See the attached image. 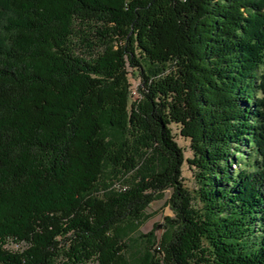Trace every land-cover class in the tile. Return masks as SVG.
I'll use <instances>...</instances> for the list:
<instances>
[{
    "label": "trees",
    "instance_id": "obj_1",
    "mask_svg": "<svg viewBox=\"0 0 264 264\" xmlns=\"http://www.w3.org/2000/svg\"><path fill=\"white\" fill-rule=\"evenodd\" d=\"M263 65L264 0H0V264H129L166 189L143 264H264Z\"/></svg>",
    "mask_w": 264,
    "mask_h": 264
},
{
    "label": "rangeland",
    "instance_id": "obj_2",
    "mask_svg": "<svg viewBox=\"0 0 264 264\" xmlns=\"http://www.w3.org/2000/svg\"><path fill=\"white\" fill-rule=\"evenodd\" d=\"M129 80L131 83L130 101L133 102L139 97L137 89L140 85V79L136 72L130 71ZM170 128L174 139L182 149L184 156V162L181 166L182 182L187 189L192 191L196 188V182L194 177V167L187 161L192 158L189 139L181 134L180 125L177 123H171ZM112 169L111 165L106 166L104 171L106 177L105 181L106 184L110 183L113 188H117L119 187V184L117 182L114 183V173ZM171 192V189H166L159 199L153 201L146 209V218L144 221L141 224H138L131 232H128L127 243L129 245V253L127 256L129 258V264H143V256L148 244V237L145 236L152 235L157 242L166 231L163 227V224H165L164 217L173 215L167 205V199L170 197ZM9 247L16 248L17 246L10 243ZM87 264H94V262H88Z\"/></svg>",
    "mask_w": 264,
    "mask_h": 264
}]
</instances>
